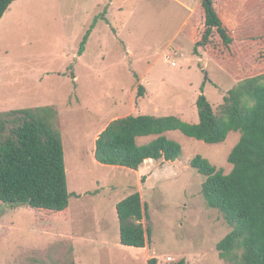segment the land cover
<instances>
[{
    "label": "rangeland",
    "instance_id": "rangeland-1",
    "mask_svg": "<svg viewBox=\"0 0 264 264\" xmlns=\"http://www.w3.org/2000/svg\"><path fill=\"white\" fill-rule=\"evenodd\" d=\"M199 1L12 4L0 21V113L57 108L72 197L68 212L57 216L0 202V264H148L152 258L158 264H225L217 245L233 229L208 207L202 193L205 177L190 162L201 156L230 174L228 157L240 141L239 132L220 144L168 132L166 137L182 148L180 159L146 162L140 174L98 164L93 157L97 137L114 120L175 116L197 124L200 95L217 110L237 85L207 56L200 60L194 54ZM223 4L228 25L235 29L246 15L263 9L264 0ZM140 85L142 98L137 97ZM152 140L140 139L139 145ZM139 190L151 216L148 250L120 242L116 206Z\"/></svg>",
    "mask_w": 264,
    "mask_h": 264
},
{
    "label": "trees",
    "instance_id": "trees-1",
    "mask_svg": "<svg viewBox=\"0 0 264 264\" xmlns=\"http://www.w3.org/2000/svg\"><path fill=\"white\" fill-rule=\"evenodd\" d=\"M16 1L0 0V21ZM196 15L194 54L202 51L237 85L217 110L200 95L197 124L175 116L114 120L96 140L95 159L105 166L139 171L149 161L174 163L180 159L182 148L166 137L168 132L179 131L207 144L223 143L230 133L239 132L240 141L228 157L233 166L230 174L225 175L201 156L190 166L205 177L202 193L208 207L220 212L233 229L217 245L220 259L225 264H264V5L235 29L226 21L223 0H202ZM90 32L83 39L79 56ZM144 90L142 85L138 87V98L144 96ZM145 138L154 140L139 145ZM71 197L57 108L0 113V202L57 216L68 212ZM116 210L121 244L145 249L152 225L141 194L129 195ZM148 264L158 261L152 258ZM177 264L187 263L181 260Z\"/></svg>",
    "mask_w": 264,
    "mask_h": 264
},
{
    "label": "crops",
    "instance_id": "crops-1",
    "mask_svg": "<svg viewBox=\"0 0 264 264\" xmlns=\"http://www.w3.org/2000/svg\"><path fill=\"white\" fill-rule=\"evenodd\" d=\"M200 3H201V1H199V4H198V7H199V5H200ZM198 7H197V9H198ZM224 8H225V6H224ZM197 9H196V11H197ZM226 9H225V17H226ZM247 16V15H246ZM226 21H227V19H226ZM196 22H197V20H196ZM228 23V22H227ZM230 26V25H229ZM231 28H234V27H232V26H230ZM197 57H199L200 58V60H204V57L206 56L202 51H199V53L196 55ZM166 62L167 63H169L168 62V59L166 60ZM176 67H178V64L176 65ZM105 130V129H104ZM103 130V131H104ZM102 131V132H103ZM101 132V133H102ZM99 137V136H98ZM98 137H97V139H98ZM149 143V142H148ZM95 151H96V142H95V144H94V149H93V157L95 158ZM97 162V161H96ZM98 163V162H97ZM99 164V163H98ZM123 168V167H122ZM131 170V169H130ZM132 171H134V170H132ZM134 172H136V173H138V174H140L141 173V170H139V171H134ZM140 185V184H139ZM137 192H139L140 194H141V198H142V201H143V195H142V193L140 192V190L139 191H137ZM128 197V196H127ZM126 197V198H127ZM118 205V204H117ZM117 207V206H116ZM117 217H118V215H117ZM148 248V246L144 249V250H148L147 249ZM150 258V257H149Z\"/></svg>",
    "mask_w": 264,
    "mask_h": 264
},
{
    "label": "built area",
    "instance_id": "built-area-1",
    "mask_svg": "<svg viewBox=\"0 0 264 264\" xmlns=\"http://www.w3.org/2000/svg\"><path fill=\"white\" fill-rule=\"evenodd\" d=\"M168 62L171 63L172 67H176L177 63L175 61H172L170 59H168ZM168 262H173V258L169 257L167 258Z\"/></svg>",
    "mask_w": 264,
    "mask_h": 264
}]
</instances>
